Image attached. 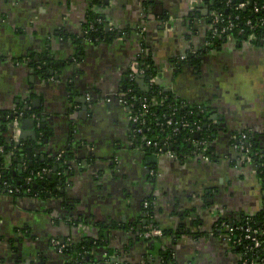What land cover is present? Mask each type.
<instances>
[{"label": "crops", "instance_id": "obj_1", "mask_svg": "<svg viewBox=\"0 0 264 264\" xmlns=\"http://www.w3.org/2000/svg\"><path fill=\"white\" fill-rule=\"evenodd\" d=\"M104 1L0 0V142L22 136L28 164L40 155L54 160L69 146L75 154L74 174L60 196L0 190V264H67L51 241L85 238H101L92 264H109L107 258L142 264L145 257L166 264L160 257L166 250L168 264H243L214 225L223 212L240 218L264 210V183L236 148V137L248 133L264 149V45L229 37L210 48L202 0ZM91 11L109 26L108 39H85ZM141 54L150 56L154 82L186 107L211 110L213 139L206 148L213 157L146 152L136 139L119 100ZM189 56L193 64L180 65ZM39 63L54 75L39 74ZM28 106L40 118L37 147L32 116L9 120ZM200 136L194 131L195 147ZM22 168L17 164L14 174ZM150 196L161 227L191 234L154 237L152 250L136 238L134 227L148 221L143 203Z\"/></svg>", "mask_w": 264, "mask_h": 264}, {"label": "trees", "instance_id": "obj_2", "mask_svg": "<svg viewBox=\"0 0 264 264\" xmlns=\"http://www.w3.org/2000/svg\"><path fill=\"white\" fill-rule=\"evenodd\" d=\"M94 5L101 6L104 4V0H92ZM203 3L208 7L209 12L207 16V22L209 26H212L213 16L215 14H223L224 20H228L231 17H235L236 15L240 16L239 28H244L245 33L239 35V30L236 29L229 33H226L214 40L211 39V35H209V41L211 42L210 48L217 49L225 40L229 37H234L238 41H246L251 32L260 37L264 27L256 28L255 30H250L245 26V21L252 20L253 23H257V21L261 18H264V9H261L259 13L255 14L253 12L254 6L257 3L258 6H264V0H253L255 4L252 5V0H232L231 6H227L228 0H202ZM242 1H248L249 4L246 9H242L240 11H235V7L241 3ZM101 13L93 12L88 14L87 23L85 25V39L92 43L101 42L103 40L108 39L111 36V33L106 31L105 21L100 16ZM100 21V22H99ZM220 27V25H216V27ZM218 27V28H219ZM255 45H264V42L258 38V40L252 41ZM191 63L193 64V57L189 56L186 61L180 60V65ZM43 64L40 63V74L44 77L50 75L48 70L43 68ZM137 71L144 70V79L143 84L139 81V78L136 76L133 78H129L127 81L126 89L123 92L124 98L132 105L129 113L135 115L141 111V106L144 102H146L149 106V114L145 116L146 124L143 126H138V124L134 125L133 133L136 136V139L141 142L146 152H156V153H164L166 149L173 151L177 157L184 158L185 156L191 155H201L203 147L198 145L195 147L193 145V133L196 130L197 126L201 127L200 131V139L197 142L207 141L209 143L213 139V128L210 127V115L211 110L201 105V107H186L180 100H178L175 95L164 89L162 86L154 82V78H156V74L152 68V61L150 56L147 54H141L137 58ZM145 86V87H144ZM25 111V116H29L30 111L25 108L19 109V111ZM16 115L10 116L9 120L13 121ZM171 120L172 124L168 125L167 122ZM184 123L188 124V127H184ZM207 125V126H206ZM142 128L141 133H137L138 129ZM248 136L247 144L251 146L252 154H256L253 156L252 165H254L258 171V176L264 183V149L260 146L258 140L252 134L246 133ZM40 136V143H42ZM158 142L159 146H146V142ZM0 146L4 148L3 155L0 154V172L3 174V180H9L16 187H22L26 189L28 185L25 182V179L33 172L43 169H49L51 172L47 174L43 180L36 181L35 184L31 187V192L29 195L32 196L34 193L40 195V198H48L50 196H60V189H65L67 184L70 182V178L74 174V164L73 160L75 157L74 152H72V148L69 146L62 153L58 155L54 160L47 161L43 160L40 155V160L37 159L34 162V165L28 168L25 172L14 174L13 168L16 167L18 160H21L25 155L27 146L16 145V143H6L0 142ZM159 149H162L160 152ZM243 157L245 156L243 152H240ZM207 154L211 157L214 156L213 150L211 147H207ZM6 157H10V165L7 167L5 164ZM36 186V188H34ZM0 190L4 191L0 182ZM20 195H24L19 194ZM17 196V195H14ZM148 204V207H145V204ZM65 210H70L67 202H64ZM143 210L146 215V219L148 220L145 225L141 227H134V233L136 234V238L139 240L143 239L149 244L150 250L154 249L153 241L158 238H152L151 240H146L142 237V234L146 231L147 226H153L162 231V239L173 237L180 238L186 234H191L192 229L185 230V227H181L180 229L173 231L171 229H167L165 227H161L154 219V198L152 196L146 198L143 203ZM69 224H79V220H70ZM225 222L232 228H244L247 225H250L253 229L258 230V232L264 233V210L257 214L256 216H243L240 218H235L233 216H228V219L222 221L217 218L214 228L219 230H223L226 232L225 227L222 226V223ZM195 224L196 226L199 225ZM240 232V231H239ZM239 234V233H237ZM101 239V238H100ZM95 240L96 242H92L88 239H82L79 242H72L69 246H67L66 250L62 253L68 259L67 264H92L93 255L92 247L101 244V240ZM61 242V241H60ZM62 243V242H61ZM250 242L243 243V246L236 248L242 256V262H248V264L262 263L264 259V247L260 250H253L248 252L247 247H250ZM110 257V256H109ZM161 259L166 263H171V251H161L160 252ZM107 262L109 264H116L113 262L112 258H107ZM103 264V262L101 263ZM142 264H151L149 257L144 258V262Z\"/></svg>", "mask_w": 264, "mask_h": 264}, {"label": "built area", "instance_id": "obj_3", "mask_svg": "<svg viewBox=\"0 0 264 264\" xmlns=\"http://www.w3.org/2000/svg\"><path fill=\"white\" fill-rule=\"evenodd\" d=\"M231 1L232 0H228L227 1V6H231ZM249 2L248 1H242L241 3H239L236 7H235V11H240L242 9H246L248 6ZM255 4V2H253L252 0V5ZM261 9H264L263 7H260L257 5V3L254 6L253 12L255 14L259 13ZM240 21V16L236 15L234 18L231 17L228 20H224V16L223 14H215L213 16V20H212V26L210 28V35H211V39H215L218 38L219 36H222L226 33H229L231 31H234L236 29L239 30V35H242L243 33H245V29L244 28H239V22ZM100 22V21H99ZM216 25H220V27H216ZM245 26L247 28H249L250 30H255L256 28H263L264 27V18H261L257 21V23H253L252 20H247L245 21ZM139 36L141 38V40L143 41L145 39L144 36V31L139 32ZM258 38H260V40L262 42H264V30L262 31L260 37H258L256 34H254L253 32L250 33V35L248 36V38L246 39V42H252V41H256L258 40ZM211 45V42H209V46ZM144 74V70H140L138 71V73L136 74V76H143ZM131 78L135 77V74H131L130 76ZM111 100L108 99V102H110ZM120 103L127 108L130 111V108L132 107L131 104H129V102L124 98V96H122L120 98ZM149 114V106L146 102H144L141 106V111L135 115L129 113L130 115V120L131 122L136 125L138 124V126H143L146 124L145 116H147ZM15 121L18 122L19 118L23 117V112L16 110L15 112ZM168 125L172 124V121L169 120L167 122ZM184 127H188L189 125L184 123L183 125ZM195 131H201V127L197 126ZM142 132V128H139L137 133H141ZM236 141H237V145L236 148L238 149V151L243 152L244 156V161L247 162H253V156L257 155L256 154H252V150H251V146L247 144L248 141V136L246 134H242L236 137ZM207 141H202L200 143V146L203 147L202 153H207ZM146 146L150 147V146H154L157 147L159 146L158 142H151V141H147L146 142ZM160 152H162V149H159ZM1 152H3V150H0ZM164 153L169 154L170 156L174 157L176 156V154L171 151L166 149L164 151ZM209 157L206 158V160H208ZM27 170V168L25 169ZM51 171L49 169H43V170H38V171H33L26 179L25 182L28 185V187L26 189H23L22 187H16L14 184H12L9 180H3V174L0 172V182H1V186L4 189V191L9 194V195H19V194H29L31 192V187L33 184L36 183V181H40L44 179V177L49 174ZM145 207H148V204H145ZM222 221L228 219L227 215L225 212L222 213V216L220 218ZM222 226L225 227L226 232H223V230H219L218 235L223 237L226 241H228L234 248H238L240 246H243V243L245 242H250V247H247L248 252L253 251V250H260L264 247V233H259L258 230L253 229L250 225L245 226L244 228H232L229 225H227L225 222L222 223ZM240 231V232H239ZM239 233V234H237ZM158 236H162V231L158 228H155L153 226H147L146 227V231L142 234V237L146 240H151L154 237H158ZM53 247L55 248V250L59 253H63L67 246L70 245V242L68 243H61L59 240H52L51 241ZM264 262V259L262 260V263ZM243 264H248V262H243ZM252 264H258V263H252Z\"/></svg>", "mask_w": 264, "mask_h": 264}, {"label": "flooded vegetation", "instance_id": "obj_4", "mask_svg": "<svg viewBox=\"0 0 264 264\" xmlns=\"http://www.w3.org/2000/svg\"><path fill=\"white\" fill-rule=\"evenodd\" d=\"M35 68H37V71L40 74V63L38 65H36ZM19 109H21V108H19ZM19 109H17V110H19ZM25 109L30 111L29 116H32L35 119V123L37 124V132H36L35 137H34V138H36L34 140V145L37 147V145H40V118L37 115H35L32 110L29 109V106L26 107ZM15 112L16 111H14L13 114H11V115H15ZM21 112H23V117L22 118L27 117V116H25V111L24 110H22ZM16 144H17V142H16ZM20 144H21V142H20ZM23 146H25V145H23ZM1 149L3 150V152L0 151V154L3 155L4 148L0 146V150ZM22 160H23V162H22V166H23L22 173H23V172L26 171L25 170L26 168L28 169V168L32 167L34 165V162H32V166H30V164H28V162L26 161L25 157L23 156L21 160H18L17 164L21 163Z\"/></svg>", "mask_w": 264, "mask_h": 264}, {"label": "water", "instance_id": "obj_5", "mask_svg": "<svg viewBox=\"0 0 264 264\" xmlns=\"http://www.w3.org/2000/svg\"><path fill=\"white\" fill-rule=\"evenodd\" d=\"M107 30H109V26H107V28H106ZM43 68L45 69V70H48L49 72H50V75H54V73L50 70V68H49V66L47 65V64H45L44 66H43ZM138 78H139V81L143 84V79H144V76H138ZM144 85V84H143ZM84 103H85V100H84ZM12 116V118H13V116L14 115H11ZM15 118V117H14ZM33 122L35 123V121L33 120ZM22 136H20V139H19V141L17 142V144L16 145H19L20 144V142L22 141ZM43 160H45V158H42ZM21 162H23V160L21 161ZM30 165L32 166V163L30 162ZM34 188H36V186H34ZM50 196V195H49Z\"/></svg>", "mask_w": 264, "mask_h": 264}]
</instances>
